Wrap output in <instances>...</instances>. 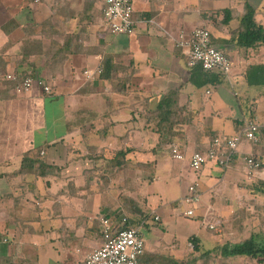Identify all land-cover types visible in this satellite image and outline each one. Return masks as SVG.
<instances>
[{
  "label": "crops",
  "instance_id": "crops-1",
  "mask_svg": "<svg viewBox=\"0 0 264 264\" xmlns=\"http://www.w3.org/2000/svg\"><path fill=\"white\" fill-rule=\"evenodd\" d=\"M223 1L233 5L220 6ZM251 2L133 0L137 22L131 36L103 28L105 0H0V74L34 72L52 89L45 94L35 84L30 92L16 94L9 82H0V264H85L102 242L98 218L109 211L115 218L111 211L121 209V202L114 201L119 187L138 186L144 200L135 199L149 208V216L163 220L157 198L161 191L152 184L160 182L159 161L166 151L172 156V147L178 146L186 168L192 154L212 138L241 133L250 120L263 123V95L260 106L253 98L250 116L242 100L241 117L231 105L216 109L212 104L210 110L207 105L222 85L232 91L245 88L252 62L264 66V45L254 50L236 44L246 4L264 26V0L261 5ZM198 27L208 29L213 44L232 61L221 84L198 88L189 81L188 56L178 38L180 32ZM108 58V78L87 81L84 71L104 66ZM164 98L179 121L172 138L157 133L158 120L150 116ZM222 113L225 120L218 118ZM126 149H131L130 168L126 178L117 170L109 202L103 195L106 189L91 178L96 174L94 159ZM251 155L264 163V130L258 143L242 144L229 168L219 173L210 163L197 179L203 188L202 215L211 208L234 239L243 230L234 221L228 226L226 218L251 201L257 187L253 180L259 178L247 174L245 158ZM26 156L42 159L50 168L34 163L23 170ZM123 191L132 192L128 187ZM167 206L177 213V202ZM155 236L145 241L147 250L162 249ZM182 247L172 238L165 253L174 255ZM241 259L254 264L245 257H231L229 264Z\"/></svg>",
  "mask_w": 264,
  "mask_h": 264
},
{
  "label": "built area",
  "instance_id": "built-area-1",
  "mask_svg": "<svg viewBox=\"0 0 264 264\" xmlns=\"http://www.w3.org/2000/svg\"><path fill=\"white\" fill-rule=\"evenodd\" d=\"M133 0H105L103 7L102 26L113 35H133L135 22L133 19ZM178 46L188 56V66L193 67L201 64L207 71H219L228 75L232 69L230 57L221 49L217 48L211 38L208 29L198 27L191 32H180ZM102 74V67L96 70L87 69L84 75L87 81H95ZM15 83L16 94H25L32 90L35 84L42 87L45 94H51L52 89L40 77L28 76L20 79L19 74H0V82ZM210 93V91H208ZM264 128L263 123L248 121L244 130L238 135L227 138H217L206 151L194 152L190 158V167L200 171L209 163H215L222 168H229L238 156V148L243 137L251 143L259 142V132ZM172 157L176 160H184L185 154L178 146L171 149ZM247 174L250 177L264 179V163L257 157L251 155L245 158ZM182 205H190L186 208L185 215H195V209L202 204L201 192L197 185L189 187V193L181 200ZM211 208H207L205 217L213 216ZM151 219L159 221L160 217L151 215ZM102 242L100 247L92 250L85 259V264H140L139 258L146 249V243L141 233V226L133 229L115 231L114 223L110 216L104 214L99 218ZM218 223L209 222V228L215 230Z\"/></svg>",
  "mask_w": 264,
  "mask_h": 264
},
{
  "label": "rangeland",
  "instance_id": "rangeland-1",
  "mask_svg": "<svg viewBox=\"0 0 264 264\" xmlns=\"http://www.w3.org/2000/svg\"><path fill=\"white\" fill-rule=\"evenodd\" d=\"M191 1V0H188ZM252 1L253 5H261L262 0H249ZM233 5V1H223L220 2V6H229ZM209 28V27H207ZM133 36V35H131ZM264 66L253 64V62L248 66L250 70L249 79L252 81L257 77L264 76ZM257 70V71H256ZM250 84V83H249ZM245 82V88H235V91H232L231 88L229 90L225 87V85L220 86L214 93V95L207 101V105L209 110L212 107V104L216 106V109L224 108L225 105H231L235 108L233 112L237 117L243 116L240 112L241 100L244 108H247V116H250L252 113V101L253 98H257L259 100L258 105H262L260 102L261 95L264 96V82L262 84H252L249 85ZM97 104H100L99 100H96ZM218 118L220 120H225L226 115L222 113L218 114ZM217 118V119H218ZM227 129L231 130L230 125H227ZM238 135V134H236ZM251 143L247 138L243 137L241 143L238 148V152L244 142ZM253 144V143H252ZM167 152V151H166ZM165 152V156L160 158L159 161V169L158 176L161 178L158 184H152V189L155 191H161V194H157V198L160 200L161 209L160 213L162 215L163 220L155 221L148 217V221L141 226V233L144 240H149L152 236V233L157 235L155 236V240L157 241L156 245L164 244L162 247L160 246L159 250H148L154 252L156 256H165L166 246H168V242L171 241L172 238H176L177 245L179 244L182 248L175 249L173 253L179 257H185L182 264H190L194 256H199L204 252H207L215 247L216 243H227L232 242L236 243L241 239H244L249 236L250 233H259L260 231H264V195L259 192L260 190L257 187H253V198L251 201H248L247 205H241L236 211L235 216H231L226 218L228 226L234 221L240 224L239 227H247V230L240 234H237L235 239L233 238V234L231 232V228H228L224 224L217 226L215 230L209 228V222L215 223L217 219L215 216L205 217L202 215V212L199 208L194 207L195 215L189 217L185 215L186 208L191 207L190 205H182L181 200L189 193V187L191 185H196L198 190L202 191V185L200 186L197 182V179L201 176V170L195 171L186 164V168L184 167L185 161H179L174 159L168 152ZM210 164V163H209ZM217 165V164H216ZM183 166V168H181ZM166 168V169H165ZM170 168V169H169ZM215 171L219 173L224 171V168L220 166L215 167ZM169 172V173H168ZM171 173L173 176L171 177ZM180 173V174H179ZM130 188L129 193L134 198H137L140 202L144 200V192L141 189L136 188L138 186H134L133 184H126V188ZM135 187V189H133ZM128 190V189H127ZM154 191V192H155ZM263 191V190H262ZM183 197L182 199H180ZM177 202L176 211L177 213L171 212V206H167L169 204H173ZM149 210V208L147 209ZM151 219V220H150ZM238 224H236L238 226ZM234 227L238 228L234 223ZM226 229V230H224ZM226 235H222V234ZM193 235H197L201 239V249L200 252L194 251V243L192 241ZM240 238V239H239ZM189 240V242H187ZM176 243V242H175ZM185 246V247H184ZM98 247V246H97ZM165 247V251H164ZM183 248L186 250L185 254L182 251ZM166 252V253H165ZM165 254V255H164ZM169 254V253H168ZM184 255V256H182ZM214 256L208 257L207 259L198 262V264H217V262L213 261ZM153 264H167L165 260H162L160 257L156 259ZM232 264H247L244 259H241L239 262L233 261Z\"/></svg>",
  "mask_w": 264,
  "mask_h": 264
},
{
  "label": "trees",
  "instance_id": "trees-1",
  "mask_svg": "<svg viewBox=\"0 0 264 264\" xmlns=\"http://www.w3.org/2000/svg\"><path fill=\"white\" fill-rule=\"evenodd\" d=\"M224 11L230 14L227 9ZM230 17H228V19H225L224 23H228L231 20ZM133 19L136 26L137 21L135 17V11L133 13ZM48 28H52V27H48ZM240 28L241 30L237 35V41H236L237 42L236 44L239 47L255 50L258 47L264 45V26L257 21L256 10L253 8V6L249 4H246V12L240 20ZM211 38H212V34H211ZM221 50L224 51L223 49ZM109 59L110 58H108V60L105 61L104 66H101L102 74H100L99 76L100 79H107L109 76L108 74L109 65L107 64V61L110 62ZM189 69L191 72L189 81L194 85H196L198 88H202L208 85L221 84L227 76L223 72L207 71L202 67L201 64H196L193 67H189ZM28 76L35 77V73L30 72L19 75L20 79ZM263 82H264V76L257 77L252 81H250L249 79L250 85L254 83L262 84ZM8 85H9L8 88H14L15 83L9 82ZM166 99L169 98H164V100L160 102L159 106L152 112L150 116H153L154 119L158 120V123L154 130L162 136L165 135L167 137L172 138L176 135L175 124L179 121L178 118L175 119L174 121L172 111L169 110L170 106H168L165 101ZM262 130H264V128ZM262 130H260V132ZM217 138L220 137L216 136L212 138L207 146H202L196 152L206 151L210 149L211 145ZM130 152L131 149L120 150L117 152L109 150L105 154L100 153L94 159L95 160L94 163L96 164V172H95L96 174L94 177L91 178H93L94 182L99 183L103 189H106L103 195L106 197V199L108 198L110 199L109 202L111 201L112 192H114L110 187V185L112 184V180L114 179V175H116L117 170L123 171L125 174V178L127 177L126 174L128 173L131 163L130 162L131 160L127 158V155ZM34 163H39L40 168H50V166L44 160L33 159L31 156H26L25 160L23 161L22 169L23 170L28 169L29 167H31V165L33 166ZM141 164L148 167L150 166L151 168L154 167V164L150 162H145V163L142 162ZM150 178H152V176H150ZM253 182L254 184H256L257 189L260 190L259 192H261L264 195V179L256 178L255 180H253ZM125 188L126 186H124V189ZM124 189L123 187L118 188V191H116L117 198L114 200L116 202H121V209H119L118 211L116 210L111 211L114 212L113 215L111 216H114L115 218H111V219L112 222L114 223L115 231L138 228L143 223H145L149 217V213L147 210H145L144 206L137 199H135L128 193H125L123 191ZM114 204L115 202H113V205ZM109 213L107 212L105 214L110 216ZM238 226H240V224ZM243 229L245 231L247 230V227L241 228V230ZM191 239L195 245L194 251L196 253L200 252L201 244L199 238L193 236ZM211 256H214L213 261L217 262V264H229V260L231 257H245L254 264H264V231H260L259 233H250L248 237L241 239L236 243L227 242L224 244L215 245V247L212 248L211 250L204 252L199 256L197 255L194 256L190 264H198L200 260L203 261ZM159 257L162 260H165L167 264H182L185 258V257H175L174 255H168V254L162 257L156 256L154 252L145 249L143 255L139 258V263L153 264L156 261V259Z\"/></svg>",
  "mask_w": 264,
  "mask_h": 264
}]
</instances>
